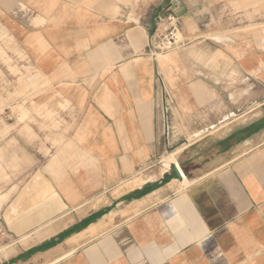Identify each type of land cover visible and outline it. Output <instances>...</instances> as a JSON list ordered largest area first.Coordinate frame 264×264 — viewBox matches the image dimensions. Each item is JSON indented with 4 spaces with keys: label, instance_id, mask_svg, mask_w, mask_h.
<instances>
[{
    "label": "crops",
    "instance_id": "obj_1",
    "mask_svg": "<svg viewBox=\"0 0 264 264\" xmlns=\"http://www.w3.org/2000/svg\"><path fill=\"white\" fill-rule=\"evenodd\" d=\"M170 16L181 48L155 55ZM0 21L39 77L27 120L0 114V264H264V0H0Z\"/></svg>",
    "mask_w": 264,
    "mask_h": 264
},
{
    "label": "rangeland",
    "instance_id": "obj_2",
    "mask_svg": "<svg viewBox=\"0 0 264 264\" xmlns=\"http://www.w3.org/2000/svg\"><path fill=\"white\" fill-rule=\"evenodd\" d=\"M215 24V21H213L211 28ZM238 24L240 27L244 25V21L239 20ZM259 24L261 23L252 22L250 25L251 27H259ZM211 32L209 31L208 33ZM192 51L193 49H190L185 53H189L191 58L197 59L196 55L191 54ZM38 79V74L32 69L27 58L7 34L5 26L0 21V114H4L5 109L9 107L14 112L21 114V121L27 120L30 116L28 111L29 97L34 95L37 90L36 86H32L31 82L35 80L36 83ZM10 115L11 112L8 111L5 116L8 118ZM3 234L5 232L1 229L0 238Z\"/></svg>",
    "mask_w": 264,
    "mask_h": 264
},
{
    "label": "built area",
    "instance_id": "obj_3",
    "mask_svg": "<svg viewBox=\"0 0 264 264\" xmlns=\"http://www.w3.org/2000/svg\"><path fill=\"white\" fill-rule=\"evenodd\" d=\"M167 22L170 27L163 32L158 38L155 44H153L154 54L170 53L177 51L181 48L180 43L178 42L179 34V22L174 17H168Z\"/></svg>",
    "mask_w": 264,
    "mask_h": 264
},
{
    "label": "bare ground",
    "instance_id": "obj_4",
    "mask_svg": "<svg viewBox=\"0 0 264 264\" xmlns=\"http://www.w3.org/2000/svg\"><path fill=\"white\" fill-rule=\"evenodd\" d=\"M165 159V158H164ZM175 162V164L177 165V162H176V154H173V155H171L168 159H165L164 161H163V163L165 164H167V165H169V164H171V163H174ZM165 168H167V167H165ZM185 183H188L187 182V180H185ZM135 184H137V183H135ZM177 184V183H176ZM173 185V184H172ZM179 185V184H178ZM181 187V186H180ZM120 195V194H119Z\"/></svg>",
    "mask_w": 264,
    "mask_h": 264
},
{
    "label": "water",
    "instance_id": "obj_5",
    "mask_svg": "<svg viewBox=\"0 0 264 264\" xmlns=\"http://www.w3.org/2000/svg\"><path fill=\"white\" fill-rule=\"evenodd\" d=\"M172 172L175 175L176 178H178L179 180H181L184 176L181 174V172L179 171L178 166H173L172 167Z\"/></svg>",
    "mask_w": 264,
    "mask_h": 264
}]
</instances>
